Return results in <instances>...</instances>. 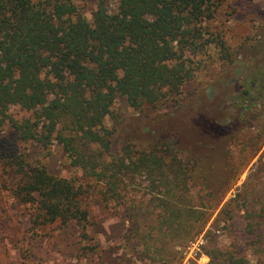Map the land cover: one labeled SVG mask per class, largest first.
<instances>
[{"label":"trees","instance_id":"1","mask_svg":"<svg viewBox=\"0 0 264 264\" xmlns=\"http://www.w3.org/2000/svg\"><path fill=\"white\" fill-rule=\"evenodd\" d=\"M117 1L112 12L108 0H97L89 20L72 0H0V132L9 120L22 143L48 147L58 141L72 164L101 184L105 208L112 201L123 207L116 214L129 222L128 237L143 243L151 264H182L187 244L206 226L209 206L220 202L204 197L219 190L217 183L209 185L206 164L238 137L247 109L264 101V38L231 51L206 26L225 0ZM212 42L234 73L224 93L210 98L219 109L205 113L203 104L186 105L178 97L200 68L193 58ZM119 96L138 111L178 100L162 120L172 135L159 134L157 147L125 143L113 153L114 128L106 127L105 118H116L112 107ZM11 106L30 114L14 119ZM191 108L198 117L186 114ZM16 142L0 138L5 194L35 207L37 223H77L86 230L82 185L21 159ZM180 144L187 145V160L176 149ZM249 196L237 193L249 211L246 228L257 262L245 248L219 246L213 238L205 251L210 264H264V198Z\"/></svg>","mask_w":264,"mask_h":264},{"label":"rangeland","instance_id":"2","mask_svg":"<svg viewBox=\"0 0 264 264\" xmlns=\"http://www.w3.org/2000/svg\"><path fill=\"white\" fill-rule=\"evenodd\" d=\"M72 1L89 20L92 19L97 0ZM108 5L110 11H118L117 0H108ZM218 12L216 19L206 26L215 34H220L231 51L257 38H264V0H225ZM193 59V65L200 68L196 67L195 76L183 85V93L178 100L185 101L186 105L203 104L205 113L216 112L219 107L215 110V103L210 98L214 95L218 98L224 93V82L230 83L234 68L221 59L213 42L207 51ZM200 60H204L206 65L203 66L201 62L199 66ZM177 101L173 98L163 99L156 105H144L138 111L129 105L126 97L119 96L112 107L116 118H105L106 127L114 128L113 153L125 143L136 148L157 147L155 140L159 134L172 135L162 120L172 115L179 103ZM247 110H250L245 112L248 119L245 120L243 115V120L237 124L238 137L228 146L225 145L227 154L223 150L222 155L208 160L211 162L206 164L209 185L217 183L219 190L212 194L207 192L204 197L211 203L214 200L220 202L215 208L209 206L206 226L200 235L187 244L182 264H187L190 259L195 264H210L211 259L205 251L213 238L219 246L245 248L253 263L259 258L250 248L252 243L249 244L251 240L246 228L249 211L245 203L240 202L242 199L237 197V193L240 191L242 195L264 198V101ZM8 113L17 120L30 114L19 106H11ZM186 114L191 117L199 115L192 108ZM232 115L228 114L227 117ZM1 137L17 141L21 159L44 166L50 173L66 177L77 186L82 185L85 192L81 205L89 211V223L85 230L77 223L56 221L44 224L41 219L39 223L35 222L34 213L39 211L9 198L2 190L0 178V264H151L143 255V243L128 237L129 222L116 214L123 213V207L112 201L110 208H105L98 188L101 184L86 175L80 166L72 164L73 158L62 144L53 141L48 147H43L22 143L9 120L0 132ZM180 145L176 149L180 157L187 160V145ZM244 182L247 183L246 187H243ZM148 183L144 179V184ZM235 196L236 200L229 201ZM227 202L224 215L221 210ZM229 215L232 216L230 219L227 218ZM261 215L259 222L264 228V211H261Z\"/></svg>","mask_w":264,"mask_h":264}]
</instances>
